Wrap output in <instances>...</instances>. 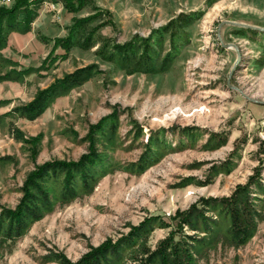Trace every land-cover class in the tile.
<instances>
[{
  "label": "rangeland",
  "instance_id": "obj_1",
  "mask_svg": "<svg viewBox=\"0 0 264 264\" xmlns=\"http://www.w3.org/2000/svg\"><path fill=\"white\" fill-rule=\"evenodd\" d=\"M195 11L203 13L186 28L187 43L160 73L126 74L98 54ZM36 13L30 31L10 34L0 51L13 62L0 65L10 79L0 81V115L67 74H91L34 119H0V216L18 205L37 167L76 162L88 147L102 160L90 187L78 176L68 191L60 178L42 183L49 203L10 246L0 243V264H75L144 220L168 221L201 201L219 225L203 236L196 264H264V104L242 96L264 101V33L230 24L264 28V0H90L74 13L44 0ZM74 20L84 23L63 50L55 41ZM153 39L159 62L171 48L168 34ZM213 199L256 213L249 239L232 243L222 206L210 212ZM168 231L154 228L146 245L153 249Z\"/></svg>",
  "mask_w": 264,
  "mask_h": 264
},
{
  "label": "trees",
  "instance_id": "obj_2",
  "mask_svg": "<svg viewBox=\"0 0 264 264\" xmlns=\"http://www.w3.org/2000/svg\"><path fill=\"white\" fill-rule=\"evenodd\" d=\"M42 1L44 0H16L8 8L0 7V51L6 46L7 37L10 34H26L30 31L31 24L37 16L36 11ZM52 2L60 3L68 13H74L90 4V0H52ZM202 13L199 11L180 13L164 26L154 30L150 36L132 37L126 43L114 44L108 49L103 48V52L101 48L98 54L107 58L108 62L126 74L160 73L174 59L178 47L187 43L186 28ZM73 22L69 33L55 41L63 50L74 46L71 41L74 30L84 23L83 20ZM166 33L171 48L158 62L159 53L155 49L156 40L153 36L156 35L159 41L158 39ZM3 63L13 62L0 55V65ZM90 74L91 67L67 74L54 81L46 89L39 91L26 105L12 108L8 113L1 114L0 119L14 115L29 120L34 119L48 107L54 98L79 86L89 78ZM1 80H10L8 73L0 75ZM5 104H7L6 100H0V106ZM102 122L105 120L100 122L101 125ZM99 124L93 128L98 127ZM101 160L100 153L88 147L87 154L82 155L76 162L45 163L37 167L28 175L18 205L12 211H3L0 216V243L8 242L10 246L13 240L25 230L29 220L41 211L44 204L49 203L42 187L43 182H47L50 177L60 178L62 189L68 191L73 190V179L78 176V181L80 180L82 186L89 184L90 187L94 180L93 167ZM210 202L216 203L209 207L211 213H215L219 206H222L221 212L226 217L227 233L232 243L245 242L252 236L253 222L256 219V213L253 210L242 211L236 207L238 204L235 201L232 202L229 199H213ZM207 203V201H201L199 204H193L185 211L169 217L168 221L160 217H150L136 227H132L122 239L116 242L106 241L97 248L91 249L75 264H196V249L202 246L203 236L214 233V227L218 228L219 225L218 221L202 213L203 209L209 206ZM156 227L169 231L166 237L150 249L145 243V238ZM183 228L203 235L201 238L187 235Z\"/></svg>",
  "mask_w": 264,
  "mask_h": 264
},
{
  "label": "water",
  "instance_id": "obj_3",
  "mask_svg": "<svg viewBox=\"0 0 264 264\" xmlns=\"http://www.w3.org/2000/svg\"><path fill=\"white\" fill-rule=\"evenodd\" d=\"M230 24H233V25H237V26H240V27H243V28H247V29H251V30H255V31H259V32H262V33H264V28H258V27H253V26H249V25H244V24H239V23H230ZM220 46H222V47H231V48H233L235 51H236V48H235V46H233V45H222V44H220ZM237 55V59H238V54H236ZM231 89H235V88H232V87H230ZM236 90V89H235ZM240 95H242L241 93H240ZM245 99H247L248 101H250V102H253V103H259V104H264V101L263 102H256V101H253V100H251V99H249V98H247V97H245L244 95H242Z\"/></svg>",
  "mask_w": 264,
  "mask_h": 264
},
{
  "label": "built area",
  "instance_id": "obj_4",
  "mask_svg": "<svg viewBox=\"0 0 264 264\" xmlns=\"http://www.w3.org/2000/svg\"><path fill=\"white\" fill-rule=\"evenodd\" d=\"M8 2H10V0H0L1 4H7Z\"/></svg>",
  "mask_w": 264,
  "mask_h": 264
}]
</instances>
